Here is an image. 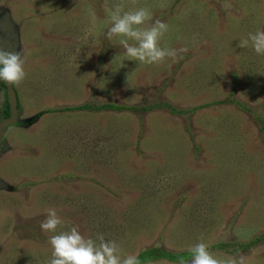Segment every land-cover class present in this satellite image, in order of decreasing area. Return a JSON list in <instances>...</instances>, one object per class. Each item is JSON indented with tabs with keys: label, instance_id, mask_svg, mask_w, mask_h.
I'll use <instances>...</instances> for the list:
<instances>
[{
	"label": "rangeland",
	"instance_id": "374dc122",
	"mask_svg": "<svg viewBox=\"0 0 264 264\" xmlns=\"http://www.w3.org/2000/svg\"><path fill=\"white\" fill-rule=\"evenodd\" d=\"M115 3L0 0V48L27 72L0 133V264H49L50 208L57 232L103 234L124 256L203 241L264 264V56L240 47L264 30V0H136L169 25L161 47L186 49L159 65L121 62Z\"/></svg>",
	"mask_w": 264,
	"mask_h": 264
},
{
	"label": "clouds",
	"instance_id": "9594fccd",
	"mask_svg": "<svg viewBox=\"0 0 264 264\" xmlns=\"http://www.w3.org/2000/svg\"><path fill=\"white\" fill-rule=\"evenodd\" d=\"M130 4L133 6L129 7ZM135 4L136 0H117V3L106 10L105 37L108 40H117L119 46L123 48L121 62L129 60L144 65H159L166 59L176 62L179 52L186 51V49L161 47V41L165 40L170 31L169 25L154 18L148 8L135 7ZM230 7V4L224 5L225 9ZM95 19V14H93V20ZM249 45L255 54L264 56V30L262 28L255 33H249L246 39L240 41L242 48ZM121 62L119 67L122 66ZM26 77L25 60L21 53L0 48V81L14 87L20 86ZM2 85L4 86L3 83ZM14 91L16 93L15 87ZM5 92L7 96V88ZM16 99L19 119L17 93ZM7 117H2V119ZM62 225V218L57 210L52 208L48 209L46 218L40 222L39 227L42 232L52 234L48 240L52 255L49 264H140L137 254L122 255L120 245L114 240H105L103 234H97L95 239L90 236L86 237L81 234L77 226H73L68 231L57 232ZM188 251L191 254L188 264H246L242 256L223 260L217 258L209 251V245L203 241L190 246Z\"/></svg>",
	"mask_w": 264,
	"mask_h": 264
},
{
	"label": "trees",
	"instance_id": "16d2710c",
	"mask_svg": "<svg viewBox=\"0 0 264 264\" xmlns=\"http://www.w3.org/2000/svg\"><path fill=\"white\" fill-rule=\"evenodd\" d=\"M0 86H2V89H4V94H3V99H4V110L2 112V117H7L9 115V110H8V104H7V96H6V88L5 86L2 85V83L0 82ZM19 101V100H18ZM156 107H163L165 108L170 114L176 115V114H183L184 110H177L176 108L172 107L169 104H164V105H155ZM90 107L87 105H83L77 108H67V109H63L62 111H72V110H80V109H89ZM124 107H119L113 104H104L100 107H97L96 110H113V111H118L123 109ZM151 108V107H149ZM148 108V109H149ZM18 109H19V105H18ZM128 109V108H127ZM195 110V109H194ZM38 116H36L35 118H37ZM34 118V119H35ZM253 242V241H251ZM218 247H223V246H218ZM139 259H140V264H145L148 262H155V261H160V260H165L167 262L170 263H184L188 260L191 259V254L190 252H170L168 250H163L159 247H152V248H146L144 250H142L139 254Z\"/></svg>",
	"mask_w": 264,
	"mask_h": 264
},
{
	"label": "water",
	"instance_id": "95a60500",
	"mask_svg": "<svg viewBox=\"0 0 264 264\" xmlns=\"http://www.w3.org/2000/svg\"><path fill=\"white\" fill-rule=\"evenodd\" d=\"M7 88V99L9 104V117L0 121V132L8 126H13L18 120L17 113V99L14 87L7 84L6 82L0 81Z\"/></svg>",
	"mask_w": 264,
	"mask_h": 264
}]
</instances>
